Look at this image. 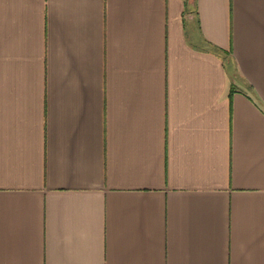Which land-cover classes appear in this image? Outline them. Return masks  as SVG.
<instances>
[{
  "label": "crops",
  "instance_id": "obj_1",
  "mask_svg": "<svg viewBox=\"0 0 264 264\" xmlns=\"http://www.w3.org/2000/svg\"><path fill=\"white\" fill-rule=\"evenodd\" d=\"M0 264H264V0H0Z\"/></svg>",
  "mask_w": 264,
  "mask_h": 264
},
{
  "label": "rangeland",
  "instance_id": "obj_2",
  "mask_svg": "<svg viewBox=\"0 0 264 264\" xmlns=\"http://www.w3.org/2000/svg\"><path fill=\"white\" fill-rule=\"evenodd\" d=\"M233 69H234V67H233ZM234 71V70H233Z\"/></svg>",
  "mask_w": 264,
  "mask_h": 264
}]
</instances>
